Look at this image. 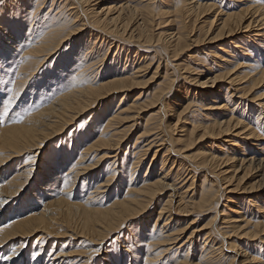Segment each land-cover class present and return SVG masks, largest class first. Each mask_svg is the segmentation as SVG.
Instances as JSON below:
<instances>
[{
  "label": "bare ground",
  "instance_id": "6f19581e",
  "mask_svg": "<svg viewBox=\"0 0 264 264\" xmlns=\"http://www.w3.org/2000/svg\"><path fill=\"white\" fill-rule=\"evenodd\" d=\"M96 1L97 0H76V2H74V0H51V2L48 4L49 8L51 9L52 7H54L53 10L56 9V12L51 14L48 12L50 10L47 9L48 11L47 12L44 11L46 13L43 12L41 19H39L37 23L33 22V19L34 17H36V11L38 12L41 9L40 8L41 5L36 4L37 2H35V0H9V2H6L8 3V6L3 10L0 9V92L2 89L3 91L7 89L6 81L7 78L9 79L10 77V76L8 77V73L12 72L11 70L12 67H15V69L13 68L14 70L13 73L16 74L13 75L17 76V80H15V82H19V83L22 82L20 84L21 87L22 84L24 85L26 84V81L29 79V77H31V75L33 76L35 70L38 71L37 68L40 65V62H43L45 56H47L53 50H55V48L60 43L66 41L65 39L67 38L68 35L79 34L81 29H84L85 23L86 24L88 23L90 25H95L94 26L95 32L93 31V29L92 30L89 29V31L86 34H84L85 36H83L82 38L76 39L74 37L71 41L69 40L70 42H68L69 46L67 47V49H70L69 50V53L71 52L70 55L62 54L63 57L57 58V61L55 60L57 67H59L60 70L56 69L57 71H53L52 73L50 70L49 76L47 78L49 79L48 83L50 84L53 83L54 87H58L59 89L62 86H64L62 85L63 83L64 84L66 83V85L64 86L65 88H61L60 91L56 92L52 102L49 103L48 105L44 104L43 107L38 109L35 113L31 114V116L29 115L25 117V120H23V122L22 120L19 121L22 122L21 124L12 123V124H8L5 127L0 121V165L3 162L7 161L9 158H11L12 152L15 153L17 152L18 155L26 150L28 151L27 148H30L28 146L38 144L37 136L40 137V134L44 133L48 135H58L67 125H69L72 122V120L75 117H77L79 114L85 113L86 111H88L89 108L92 107V105L96 104L97 101L105 97L113 98V101L109 102V105L103 108L100 107V110L94 112L93 114L92 113L88 114L86 118H84L85 119L84 121L89 120L88 125L84 127L80 132L75 131L74 134H69L67 141L68 144L65 149L63 148L62 151H59L58 147L55 148V152L52 154L55 157V165H54L53 173L55 176H57L59 173H63V171L60 172V168H62V166L68 161H70L69 164H71V162H74L70 168L73 171L70 172L72 173L71 175L72 178L69 177V180L72 179L71 183L74 184V179L78 180L80 178L79 175L83 173V171L78 169V165H79L78 161L86 158L87 155L90 156L91 153H95L97 151V148L99 149V151L101 150V153L99 155L97 153L93 155L92 158L97 157V159L91 165L97 164L100 160L106 157L113 158L114 160L110 161V163L115 164L117 160V158L115 159L117 154L116 150L122 147L123 145L122 143L126 137L125 133L129 132V130L127 131L125 130L128 128L130 129V127H133L134 124L136 123V120L131 124L124 125L123 127H122L123 125L122 123L128 122L129 120L127 119L129 117H131L130 119H133L134 116H136L134 114L136 113L135 111L140 110L144 106V99L143 101H140L141 96L139 97L136 94L135 97L133 96L134 98L132 97L129 100V103L125 101V99L127 98L125 91L131 90L137 84L139 86L140 83L139 82L137 83L136 75L137 72L140 71L139 69L145 65V61H144L142 65L140 64H139L140 66L136 65L137 68H135V62H134L135 58L133 60L131 59L132 61L130 60V58H132V56L138 57L140 55L139 58L143 56V58L145 57L146 59L145 53H140L141 50L139 51V49H141V47L143 48L144 44L149 45L156 42L159 45V47H161V49L163 50V53H165V56L162 57L163 62L164 60L166 62H170V60L168 61L167 59L169 58L167 53L169 52L170 54H174V52L176 51V49L180 44V40L183 37L182 36L183 34L182 33L180 34L178 30L171 31L170 33L168 32L165 33L163 31L160 32V35L156 39L152 40V38L147 36L148 34H146L145 32L146 30L143 29L142 23L144 20L140 21L136 26H134L131 21L135 18L127 17V16L125 17L124 15H122L123 13L122 11L124 9L126 10L128 8L129 10H131V5H127V4L119 5V8H117L119 11L116 9V13L115 14L112 13L113 16H109L107 13L112 8H114V6L108 5L98 10L99 5L97 6L98 8L94 7L98 3V1L97 2ZM21 2L23 3L20 4ZM53 3H56V6H54ZM76 3L78 4V6L76 5ZM166 5H168L174 13L180 16L183 15L184 13H191L194 11L195 13H203L207 11L215 12V14L217 13L221 15L219 16L220 18L218 19L219 20L218 24H216L217 27L215 30L216 32H214V36L211 37L215 40L221 39L224 36L227 37L233 33L240 34V36L237 37V40H231V39L227 40V44L225 48H223L224 50H222L225 53V56L223 55L222 57L220 56L221 58L219 61L216 60L215 61L211 60L209 62L206 61V64L204 65L201 64L199 67L201 68V70L199 69V71L203 72L204 69L202 68L205 67V71L209 72V74H212L211 76H209V78L213 84L217 80L218 81L225 80V83H220V85L217 86V88H219L218 90L217 88L216 90L212 88L213 90L209 91L207 97L201 94V96L198 97L197 99L194 96L193 97L190 96L191 98H188V96L186 95L187 91H185L186 88L184 84H182L180 88H177V90H174L173 92V95H175L174 102L179 103L180 101H182L181 96L184 93L183 97H185L184 98L185 100L183 102H185V104L182 105L181 110L176 113L177 115L176 122L174 124L172 123L170 124L169 122L167 123L166 120L165 125L167 127L166 132H168L169 130H175L174 127H176L177 121H180L182 124L178 126L180 128L179 129L180 135L175 140L174 138L172 139L170 136H168L167 133H166L167 136L160 133L157 134V132L156 133L153 132L154 133L153 134L150 131H153L157 128H160L162 131V127H159L160 124L159 123L158 125L155 124L157 125L156 127L153 124L154 122L153 123L151 122L153 124V126L151 125L152 128H147V126L141 128L142 130L135 136V138L133 139L134 141L132 143L129 142L131 144L128 151L130 157H128V159L125 157H124L125 159L123 158L124 162H122V165L120 167L121 170L113 167V169L111 168L112 170L106 171L107 177L105 179L97 181L95 185L91 187V189H93V192H91L92 191L91 190L86 195L88 196L86 199H88V202L90 203L93 201L90 199H93L97 196L95 198V200H97L101 192H107L110 195L108 189L112 188V191L115 190L114 194L112 195V196L115 195L114 198L112 199L113 201L108 207H102L101 204L102 201L101 202L98 201L99 204L96 207L93 206L92 204L91 205L86 204L87 207L86 205L84 206L82 204V209L83 211L87 212V217L86 219H84L85 222L83 221L85 223V224L83 223V225L86 226L85 227L83 226L81 235L85 234L84 238L90 241L91 243L92 242L98 243L103 241V238L105 237L104 236L105 232H107L106 235L108 236L113 232L119 231L118 229H120L122 225L125 224V222L130 217H134L135 215L138 216L137 213L142 208L143 209L147 208L146 206H148L149 203L152 202L155 195L157 194L159 195L160 193L164 192L170 187L172 190L175 189L174 186L176 184L175 185L173 184V182H175L174 179H171L173 181L172 183L171 182L167 183L168 182L167 180H166L167 182L164 181L165 179H167L166 177L168 175L172 174V178L173 177L178 178V176L181 175V173L187 170H188L187 173L188 175L190 174V171H192L193 169L195 170L199 169L204 171L203 172L204 175L202 174L204 176V179L202 180L203 184L200 187L201 190L199 192L200 193L199 200L197 201L206 204L208 203L212 204L215 202L218 203L220 199L223 197L224 192L218 195V193L221 192L220 190L219 192H217L216 189L213 190L212 188V191L210 190L207 191L202 188L203 185L204 187H206V189L211 188L212 186L211 184L212 182L209 183L205 181L206 179L205 173L207 172V171L205 172V170L208 167L210 168L215 167L218 173L214 170L213 171L211 170V173L217 178H222V180H224L228 186V183L229 185L230 183H232L230 181L233 175L228 176L226 175L227 173L225 174L224 171H226L227 168L219 172V169L217 167L218 166L221 167L223 163L224 165L225 163H227L231 165L230 166L232 168L231 170L235 171L240 166L246 165L242 167L241 169L242 175L240 176L242 177L243 175H245L247 172V168H250L249 166H251L253 167L252 169H254V172H259L256 174L258 178L257 179L255 178L256 180H254L253 185L252 184L251 186H249L250 184L247 185L249 187H246L245 185L241 187V189H243V191H248L249 193L251 191H257L256 194H254L252 197L241 198V202L244 200L246 202L245 204H247V207L245 205L243 207H239L240 209L231 208V207H236L238 205V201L234 200L233 199L234 197H230V196L225 197L229 205L226 203L223 204V209L221 210L219 214L220 217L218 218L219 221H214L212 227H210L211 230H209L208 232H204L202 234L203 235L202 242L198 240L199 241L198 246L200 249L199 251L201 252L199 258L196 261H193V257L190 258L189 256L190 248L192 247L191 245H193L194 243L192 240H190L191 237L190 238L188 237L187 238L188 240L185 239L182 244L180 243L181 245L174 249V254H172L173 253L172 251L169 252L170 251L169 247H168L169 249L163 247L166 250L162 248V250L152 253V255L148 259L146 258L147 260L145 261V263L148 264V262L149 261L151 262L153 258L154 260H156L158 259L157 258L158 255L164 253V251L167 252L169 250L168 251L169 254L166 253L168 254V257L166 256V259L174 255L178 256L177 254L179 253V257H176L173 261L171 260L172 263L169 262V264H215L213 259H217V263L219 264H244L246 263L248 257L245 256L246 250L243 249L245 246V242L240 244L239 243L240 239L242 240L243 237H247V238L251 236L255 237L254 232H259L264 230V171L263 173L261 171L264 169V92L261 94H257L258 91H255V89H257L259 86H262L264 84V0H167ZM27 6L29 9L26 8ZM65 12H68V14L72 15V17L69 19L70 21L75 19L74 22L77 20L78 23H74L69 27V25H67L68 22L66 16L67 14L65 15ZM29 18L32 19V21L30 20L31 21L30 24L28 22ZM138 20H141V18ZM27 22L28 25H26ZM212 22L213 20L211 19L210 23ZM24 33L27 39L25 43L23 42L25 47L22 48V51H24L22 52L23 57L21 58L20 61L18 60L19 61L18 63L16 62L15 66H13L15 62H11L10 57L16 54V52H14V49L20 50L19 47H22L21 41ZM156 43L155 46H157ZM102 44H104V46L106 45L107 53L110 47L116 46L115 50L113 51L114 55H116L114 59L110 57H109L110 59L108 58L106 59L107 53L105 54V52L102 53V51H100V46ZM160 44H162V46ZM120 49H122L121 52ZM123 51H124V60H125L124 61L125 63L123 64L124 66L121 65L122 63L120 61V59L122 58L121 55ZM131 52H133V55L130 54ZM159 52H161V50ZM238 52H239V57L236 58L234 56V53L238 54ZM42 53L45 55L44 57H41L43 55ZM38 54L40 55L42 54L40 56L41 58L37 56ZM226 55L229 57L231 56L233 59L226 57ZM190 57L194 58L196 56L194 54L193 56ZM102 60L106 61L105 62L106 66L102 70L96 71L95 69H98L101 65H103V62H101ZM127 62L130 64V67L128 68L125 67L129 65L127 64ZM114 64L116 65L114 66ZM170 65H171L170 67H172V70L177 72L178 75H180V68H179L180 65L178 66L177 64L174 63H170ZM6 66H9V68L6 69L5 68ZM184 67L181 68L184 69L183 71H186ZM65 72H67V74H64ZM101 72L103 78L104 77L106 78L109 77V78L105 80L103 79L96 81L97 75L100 74ZM168 73L171 74L170 72ZM174 78L176 80L177 75H174ZM12 79L13 78H11V80ZM195 79L196 77L193 78L190 77L191 81L189 82H193ZM12 83H9L8 85ZM204 83L205 82L201 84ZM226 84L227 85L229 84V86L226 87ZM11 87H13V85ZM152 94L150 95L152 96ZM162 95L160 96V98H157L154 101H152L154 97L153 98L151 97L152 104L148 103L151 104L152 106L154 105V107H157L158 105L157 111L159 112L163 109L166 108L169 109L170 107H172V105H170L171 103L168 102L169 104L167 103L165 104L164 102V99L167 98L166 94L163 96ZM196 102H199L198 104L200 106L197 105L196 107ZM146 104L147 103H145V106L148 105ZM191 106H195L197 108L195 109V111L199 110L197 113L198 117L197 115L195 117L190 116V114L186 115V113L189 112L188 111L189 107ZM157 111L155 112V114L157 113ZM161 112L163 113L164 110ZM138 113H141V110ZM138 113H137V118H138ZM47 127L49 132H44L46 131ZM196 133L197 136L201 138L202 136L204 137L207 134L223 136L229 133L228 137H230V142H226V143L224 142L226 145H222V146L219 145L220 147H222L224 151L223 153L222 152L220 153L219 151L220 153L219 155L208 154L207 156H205L202 154L201 156V154L200 155L196 154L195 155L196 157L195 156L191 157L186 153H184L183 157L185 161L184 160L182 161L181 158L180 160H177L176 159L177 155L175 154H179V153L177 152L174 153L176 149L173 150L174 146L173 149L170 146L172 145V141L173 140L177 142L184 141L183 143L185 144V146L184 145L183 146L186 147L190 142L192 143L195 140ZM240 135H242L243 137V138L241 137L240 139L244 142L242 144H239L237 142L239 141L238 138H234L235 136L240 137ZM148 137L150 138L148 139ZM219 144H223V141L219 142ZM80 145L83 146L80 147L82 150L79 149V152H77V149L79 148L78 146ZM227 145H233V147L236 148L235 152L231 153L230 155L227 154L228 151L226 149ZM152 150H153L152 152L153 156L151 159H153L156 156V154L158 156L161 154L159 158V163H160L159 170L161 171L160 174L163 175L160 177L159 175H157L158 173L155 174V172H151V173L147 172L144 175H141L140 173L138 179H136L135 171L137 167L136 165L134 166V164H137V166L140 165L139 163L142 162V160H144V158L147 156L149 151ZM160 150L161 151L163 150V152L160 153ZM245 150H247V152ZM169 152L171 153L170 157L168 156ZM236 153L239 154L237 155ZM70 156L76 158L73 159L70 158ZM198 156L201 157L198 158ZM31 159H34L32 158V154L29 155V157L26 158L24 162L26 161L34 162V160ZM127 161H128V165L125 166L127 164ZM153 162L154 161L150 162L151 166H148L147 168L152 167ZM169 163H171V165ZM22 164L17 166L18 170H16L12 178L8 179L5 185L0 184L1 185L0 192L3 191L2 190L3 188L9 187L10 184L17 183L18 181H20L21 180L20 177L22 176H25L24 177L25 180L29 178L31 174L30 170L32 169V167L27 166L25 163L23 165ZM175 167H177L176 170H173L172 168ZM181 169L183 170V172L181 171L180 173ZM146 171L147 169H145V172ZM260 172L262 173V175ZM87 173L90 174V172ZM220 173L221 175L218 177ZM89 174H87L80 180L82 182L81 183L82 186L84 185L83 184L84 181L92 182V179L93 180L95 179L94 177L96 176L94 173L91 172L90 176ZM115 176H117V178L120 180H117L115 182L114 180ZM162 177L163 179L164 178L165 179L161 180ZM241 177H238V179H240V183L243 181L244 179L243 177L245 176H243L242 178ZM18 178H20V180ZM112 181L114 182L112 183ZM193 181L194 180H191L189 185L187 186L190 188H187L185 191L180 192L179 195L176 196L178 197V199H176L177 200L176 206L177 205L181 206L184 209V211H188L185 209L187 204L191 205V203H193L192 198H191L192 202L189 203L187 202L185 204V202L183 201L186 192L189 191V189H192L191 187L193 185L192 184ZM237 182L239 183V181ZM109 185L110 187H108ZM68 187L70 188V186ZM107 187L108 189H106ZM254 187L256 188V190H253ZM120 189H124V192L122 196L119 198L116 195L117 192L120 191ZM233 190H234L233 188H229L227 190V193L232 192ZM92 193H94V195H92ZM173 198H175L174 195L169 194L167 196V199L160 206V210L157 212V216H158L157 219L163 218L164 227L162 226L163 227L162 228L161 226H157L158 228L154 230V226L157 223L156 222L157 220H154V223L151 225V228L149 230L150 233L148 234V235L150 234L152 235L150 239H149L150 236L148 237L149 241L152 242L156 240L158 242H163L164 244L165 242H167V244H171L172 241L174 243L175 239L170 237L176 234L180 235L182 233L183 228H180V224L177 222H174L175 224L173 225L172 228H168V229L166 228L165 230V227L168 223L167 217H169V215H167L166 218H164V215L165 213H168L170 206L171 205L173 206L172 202L175 201L173 200ZM5 202L6 199L1 197L0 204L2 209H3V204ZM38 204L40 205L39 207ZM41 204L42 203H39L34 200L29 205L26 204L25 205L26 208H23L22 210L16 212L15 216H11L9 219H6V222L4 224H0V242L8 238L14 237L16 235H33L38 231H41L43 232V234H45V237H43V239H47L49 236H52L53 238H59L61 237L59 235L64 236L65 234H67L66 231L58 233L53 228V226L56 225L57 223V219H58L57 214L60 212H56V211L53 212L46 204H44L45 207L44 210L42 209L43 211H41L40 210ZM197 205H202V204H198L197 202ZM75 206L78 209H81L80 206L78 205ZM251 206H253V208ZM246 208L251 210L254 214L250 215V217H247L245 213L248 211V209ZM23 210L26 211L22 212ZM229 212L233 214H230ZM217 214L218 212H215L212 216L213 217L212 220L210 219L211 217L209 218L210 221H213V219L217 217ZM165 221L167 223H165ZM209 223L210 222H208V224ZM97 225H99L102 229L97 227ZM144 227L145 226L143 225V233L139 238H144V236L147 234L145 232L146 227L145 229ZM188 227L187 229H189ZM250 227L253 228L251 229L252 231L249 230ZM53 230L57 234L54 233ZM138 234L139 233H135V236L138 237ZM72 236H74L73 233L71 234V237ZM77 236L78 234H75V237ZM234 236L237 239L233 238ZM254 237L251 238L254 239ZM53 243H55V241ZM83 243H85L84 240ZM259 243L261 244L258 245L259 248H261V246H264V240L262 239L259 240ZM255 244H258V242ZM67 245L68 242L65 241L60 242V247L58 248V251L55 253L54 256L57 257L66 256V258H68L67 256L72 255L64 250ZM100 247H101L100 245H97L96 247L94 248L92 247L88 251L89 252L99 251L101 250ZM137 248L134 250L135 252L134 255L136 256L139 253ZM184 248H188V250L185 251ZM254 258H256V256ZM254 258L252 257V259L250 260L253 261ZM258 258L259 257H257L254 260L257 261ZM71 260L73 259L70 258L69 261L71 262ZM87 260L86 259L84 260L86 264L89 261ZM253 262L249 261L246 264H250ZM112 264H116V262H113ZM163 264H166L165 261L163 262ZM262 264H264V258Z\"/></svg>",
  "mask_w": 264,
  "mask_h": 264
},
{
  "label": "rangeland",
  "instance_id": "374dc122",
  "mask_svg": "<svg viewBox=\"0 0 264 264\" xmlns=\"http://www.w3.org/2000/svg\"><path fill=\"white\" fill-rule=\"evenodd\" d=\"M97 1H98V3L94 7L96 8L99 5V8L97 7L98 10L103 8V7H106L108 5L114 6V8H112L107 13L109 16H113V14L116 13V9L119 8V5H122V4L123 5L124 4L125 5L126 4L131 5V10H129L128 8L126 10L124 9L122 11L123 12L122 15H124L125 17L127 16V17L135 18L131 21L134 26H136L140 21L144 20L142 23L143 29L146 30L145 32H146V34H148L147 36L152 38V40L156 39L160 35V32H163V31L165 33H167V32L170 33L171 31H177L178 30L180 32V34L181 33L183 34L182 35L183 37L181 38L180 44H179L178 48L176 49V51L174 52V54H170L169 52L167 53L168 57H169L167 59H168V61L170 60V62H166L165 60L163 62L162 57L165 56V53H163V50L161 49V47H159V45L156 42L149 44V45L144 44V47L143 48L141 47V49H139V51L141 50L140 53H145L146 59H145V57L143 58V56H141L139 58L140 55L138 57L132 56V58H130V60L131 59L133 60L135 58V60H134L135 68H137L136 65H139V64L142 65V63L144 61H145V65L143 64L144 66L139 69L140 71L137 72V75H136L137 83L138 82L140 83L139 86L137 84L131 90L125 91L126 96H127L125 101L127 103H129V100L133 96L135 97V94H136L139 97L141 96L140 101H143V99H144V106L140 109L141 113H138V112H140V110L135 111L136 113H134V114L136 116H134L133 119H130L131 117H129L127 119V120H129L128 122L122 123L123 124L122 127H123L124 125L131 124V123L135 122V120H136V123L134 124L133 127H130V129L128 128L125 130V131L129 130V132L125 133L126 134L125 135L126 137L124 139L125 142L123 141L122 147L119 148L118 150H116L117 154H116L115 159L117 158V160H116L115 164L110 163V161L114 160L113 158H107L106 157V158H103L102 160H100L97 164L91 165L97 159V157L92 158L93 155L96 153L99 155L101 153V150L99 151V149L97 148V151L95 153H91L90 156L87 155L86 158L78 161L79 162L78 169L83 171V173H81L79 175L80 178L78 180L74 179V184L71 183L72 179L69 180V177H71V175H72V173H70L72 171L70 168L74 162H71V164H69L70 161L65 163L62 166V168H60V172L63 171V173H59L57 176H55L53 173L54 172V165H55V157L52 154L55 152V148L58 147L59 151H62L63 148L65 149L67 144H68L67 141H68L69 134H74L75 131L80 132L84 127H86L88 125L89 120L87 119L88 121H84L85 120L84 118H86V116L88 114H91V113L93 114L94 112L100 110V107L103 108V107L109 105V102L113 101V98H108V97L106 98L105 97V98H101L99 101H97L96 104L92 105V107L89 108L88 111H86L85 113L79 114L77 117H75L72 120V122L69 125H67L61 131V133H59L58 135H48V134H44V133L40 134V137L37 136L38 137V140H37L38 144L28 146V147H30V148H27L28 151L27 150L24 151L25 150L24 149L23 150L24 152L21 151L22 153L18 154V155H17V152L16 153L12 152L11 158H9L7 161L3 162L0 165V184L1 185L2 184L5 185L8 181V179L12 178V176L15 174L16 170H18L17 169L18 165L25 163L27 166L32 167V169L30 170L31 174H30L29 178H27V180H25V178H24L25 176H22V177H20L21 180H20V178H18L22 182L21 183L20 181H18L20 185L18 184V182L12 183V184H10L9 187L3 188L2 189L3 191L0 192V194H1L0 198L2 197V198L6 199V202L3 204V209L1 208V204H0V224H4L6 222V219H9L11 216H15L16 212H18L19 210H22L23 208H26L25 207L26 204L29 205L31 202H33L35 200L39 203H42L41 207H40L41 211L44 210V208H45L44 204H46L53 212H55V211L60 212L57 214L58 215L57 223H56V225L53 226V228L58 233L65 232V231L67 233L64 236L59 235V236H61L59 238H53L52 236H49L47 239H43V237H45V234H43V232H41V231H38V232L34 233L33 235H16L14 237L8 238V239L4 240L5 242L4 241L0 242V264H79V263L86 264L84 261L85 259L89 260V261L87 260L88 261L87 264H112L113 262H116V264H146L145 261L152 255V253H155L157 251L162 250L163 247L164 248L169 247L170 249L169 248L168 249L170 251L169 250L168 251L169 252L172 251L173 252L172 254H174V249L179 247L183 243V241L185 239H187L188 237L189 238L191 237L190 240H192L194 242L193 245H191L192 247L190 248L189 256H190V258L193 257V261H196L199 258V255L201 252V251H199L200 249H199L198 243H199V241L202 242V236H203L202 234L204 232H208L209 230H211L210 227H212V224L214 223V221H219L218 218L220 217L219 214H220L221 210L223 209V204L224 203L228 204L227 199H225V197H227V196L234 197L233 199L238 201V205L236 207H231V208L232 209H240L239 207H243L245 205L247 207V204H245L246 202L244 200L241 202V198L252 197L257 192V191H251L249 193L248 191H243V189H241V187H243L245 185H246V187L251 186V184L253 185L254 180H256L258 178L256 174L259 172H254V169H252L253 167L249 166L250 168H247L246 174L243 175L247 178L242 176L244 178L243 181L245 184L243 183V181L241 182L242 183L241 184L240 179H238V177H241L240 176V175H242L241 169L243 166H246V165L240 166L238 169H236L234 171V170H231L232 169L230 167L231 165H229L227 163H225V165H224V163H223L221 165V167L218 166L217 168L219 169V172L222 171L223 169L227 168L226 171H224V172H225V174L227 173L226 175H228V176L233 175V177L230 181L232 183H230V185L228 183V186H227V183H225V181L222 180V178H217L216 176H214L211 173V170L212 171L214 170L217 172L216 168L215 167H211V168L208 167L205 170V172L207 171L205 173V177H206L205 181L209 182V183L212 182L211 183L212 186H211V188L206 189V187H204V185H203L202 188L204 190H207V191H209V190L212 191V188H213V190L216 189L217 192H219V190L221 191L218 193V195L222 194L223 192H224V194L218 203L217 202L212 203V204L202 203V202H199L197 200H199V194H200L199 192L201 190L200 187L203 184L202 180L204 179V176H203L204 171L199 170V169L198 170L193 169L192 171H190V174L188 175L187 174L188 170L183 172V170H182L183 168H182L180 170V173H181V171L183 173H181V175H179L178 178L177 177L172 178V174L168 175L166 177L167 179L164 178L165 180L163 179V177L161 178V180L162 179L164 181L167 180L168 181V182L166 181L167 183H169V182L172 183L173 181L171 179H174L175 182H173V184L174 185L176 184L174 186L176 190L175 189L172 190L170 187L167 190H165L164 192L160 193L159 195L158 194L155 195V197L153 199L154 201L152 200V202L149 203L148 206H146L147 208H144V209L142 208L143 210L141 209L139 211L140 213L139 212L137 213L138 216L135 215L134 217H130L125 222V224H123L122 227L120 229H118L119 231L113 232V233L109 234L108 236L106 235L107 232H105V235H104L105 237L103 238V241L98 242V243H96V242L91 243L90 241H88L84 238L85 234L81 235L82 234L81 231L83 230V226L84 227L86 226V225H83V223L85 222L84 219H86V217H87V212L83 211L82 204L84 206L86 204L87 205L92 204L93 206L96 207L99 204L98 201H100V202L102 201L101 202L102 207H108L111 204V202L113 201L112 199L115 196V195L112 196L114 194L115 190L112 191V188L108 189V187H110V185H109L106 189L109 190L108 192H110V195L107 192H101L99 195L100 199L98 198L97 200H95V198L97 197L96 196L95 198L90 199V200H93L92 201L93 203L92 202L89 203L88 199H86L88 196H86V195L91 190H92L91 192H93V189H91V187H93L97 181L105 179L107 177L106 171L112 170L113 167L121 170L120 167L122 165V162H124L123 158L125 157L128 159V157H130V154H128L129 148L131 146L130 143H132L134 141L133 139L142 130L141 128H144L146 126H147V128H152L153 124H154V126L157 127V125L159 123L160 124L159 127H162L163 132L161 131L160 128H157V129L150 131V132H152V133L157 132V134L160 133L163 135H166V133H167L168 136H170L172 139L174 138L176 140L178 138V136L180 135V133H179L180 128L178 126H180L181 122L177 121L176 127H174L175 130H169L168 132H166L167 127L165 125L166 120H167V123L169 122L170 124L171 123L174 124L176 122V116H177L176 113L179 112L181 110V106L185 104V102H183L185 100L184 99L185 97H183L184 93L181 96L182 101H180L179 103L174 102V97H175V95H173L174 90H177V88H180V86L182 84H184L185 88H186L185 91H187L186 95L188 96V98H191L194 96L197 99L198 97L201 96V94H203L207 97L209 91L213 90L212 88H214L216 90L217 86H219L220 83H225V80H222V81L217 80L213 84L209 78V76H211L212 74H209V72H206L205 67L202 68V69H204L203 72L199 71V69L201 70V68H199V67L201 64H203V65L206 64V61H208V62L211 60L219 61L220 58L222 57V55L225 56V53L222 50H224L223 48H225V46L227 44V40H230V39L231 40H237V37L240 36L239 33L238 34L233 33L227 37L224 36L221 39L215 40L211 37L214 36V32H216L215 31L217 28L216 24H218V21H219L218 19L220 18L219 16H221V15H219L217 13H216L217 14L216 15L215 12H208L207 11V12H203V13H195V11H194L191 13H184L183 15L180 16V15L174 13L171 10V8L168 5H166L167 0L166 1L165 0H97ZM6 2H9V0H0V9L3 10L4 8H6L8 6V3H6ZM35 2H37L36 4L41 5L40 6L41 9L38 12L35 10L36 11V17H34L33 22L37 23L39 21V19H41V16L43 15L44 11L47 12L48 10H50L48 12L51 14L56 12V9H54L55 11L53 10L54 7H52L51 9L49 8L48 4L51 2V0H43V1H41V0L36 1L35 0ZM74 2H76V0H74ZM164 2H166V3H164ZM22 3L23 2H21L20 4H22ZM42 3H43V5H42ZM53 5L56 6V3H53ZM76 5L78 6L77 3H76ZM26 8H28V6ZM78 9H80V8H78ZM113 10H114V12H113ZM46 12H44V13H46ZM65 15L67 16V21H68L67 25H69V27H70V25H73L74 23H78L77 20L74 22L75 19L72 21L69 20L72 17V15L68 14V12H65ZM213 17L214 18L218 17V18L217 19L215 18V20H214ZM92 18H93V16H92ZM140 18H141V20H138ZM146 19H148V20H146ZM211 19L213 20L212 23H210ZM30 20L32 21V19L29 18V21H28L29 24L31 23ZM28 22L26 25H28ZM144 24H145V26H144ZM209 25H210V28H209ZM84 26H85L84 29H81L79 34L68 35L69 37L67 36V38L65 39L66 41H63L62 43H60L55 48V50H53L51 52L52 54L50 53L47 56H45L43 53H42L43 55L41 54L42 56L40 54H38L37 55L38 57H40V56L44 57L45 56V59L43 60V62H40V65L37 68L38 71L35 70V73H34L35 75L34 74H33V76L31 75V77H29V79L26 81L25 85L22 84V86L20 87V84L22 82L21 83L15 82V80H17V76H14V75H16L13 73V71H14L13 68L15 69V67H12V69H11L12 72L8 73V77L9 76L10 77H9V79L7 78V81H6L7 82L6 83L7 89H5V91H3V89H2L0 92V116H1L0 121L3 124V126L6 127L8 124H12V123L13 124H21L23 122V120H25V117H27L29 115L31 116V114L35 113L38 109L43 107L44 104L48 105L49 103H51L56 92L60 91L61 88H65L64 86L66 85V83L65 84L63 83L62 85H64V86H62L59 89L58 87H54L53 83H51V84L48 83L49 79H47V78L49 76L50 70H51V73L53 71L60 70V68L57 67V64H56L57 58L63 57L62 54L63 55L64 54H68V55L71 54V52L69 53L70 49H67V47L69 46L68 42H70L74 37L76 39L82 38L83 36H85L84 34H86L89 31V29H91V30L93 29V31L95 32V30H94L95 25H90L88 23L87 24L85 23ZM68 29H70V28H68ZM24 31H25V29H24ZM81 34H83V35H81ZM190 34H192V35H190ZM26 39H27V37L24 33V35L22 36V41H21L22 47L18 46L20 48V50L14 49V52H16V54L14 56L10 57L11 60L9 59L11 62H15L13 64V66H15L16 62L18 63L21 60V58L23 57L22 52H24V51H22V48H25L24 43H25ZM155 43L157 46H155ZM82 45H83V42H82ZM147 45H148V47H147ZM160 45L162 46V44H160ZM14 46H17V45H14ZM115 47L116 46L110 47L109 51H108L109 54H108L106 45L104 46V44H102L100 46V51H102V53L105 52V54L107 53L106 59L107 58L108 59H110V58L114 59V57L116 56L113 53V51L115 50ZM65 49H67V50H65ZM160 50H161V52H159ZM121 51H122V49H120V52ZM130 54L133 55V52H131ZM194 54L196 57L191 58L190 56H193ZM174 56H176V57H174ZM234 56L236 58L239 57V52H238V54L234 53ZM121 57H122L121 58L122 60L120 59V61L122 63L121 65L124 66L123 65L125 63L124 62L125 61L124 60V51L122 52ZM226 57L233 59L231 56L229 57L226 55ZM104 60L101 61V62H103V65H101L98 69H95L96 71H100L106 66V63H105L106 61H104ZM131 61H130V64H131ZM11 62H9V63H11ZM53 62H54V64H53ZM170 63L177 64L178 66L180 65L179 66L180 75H178L177 72L172 70V67H170L171 66ZM127 64H129V63L127 62ZM130 64L125 66V67H127V68L130 67ZM168 64H169V66H168ZM115 65L116 64H114V66ZM157 66H158V68H157ZM181 67H184L186 69V71H183L184 69H182ZM5 68L8 69L9 66H6ZM3 71H6V70H3ZM168 72H170L171 74H169ZM64 74H67V72H65ZM174 75H177L176 80H178V81L175 80ZM107 76H110V75H107ZM187 77H189V78H187ZM190 77L191 78L196 77V79H198V80L195 79L196 81L194 80L193 82H189V81H191ZM11 78H13L14 80L13 79L11 80ZM107 78H109V77H107ZM107 78L106 77L103 78L102 72H101L100 74L97 75L96 81L103 80V79L105 80ZM178 78H180V79H178ZM208 78H209V80H208ZM209 81L212 83V85ZM203 82H205V83L201 84ZM9 83H12L10 85L11 86L13 85V87L8 85ZM172 83H174V84H172ZM207 83H209V84H207ZM8 86H9V88H8ZM228 86H229V84L228 85L226 84V87H228ZM234 87H232V88H234ZM218 89L219 88H217V90ZM8 90H9V92H8ZM255 91H258L257 94L263 93L264 92V84L262 86H259L257 89H255ZM194 92H196V93H194ZM150 94H152V96ZM160 94L161 95L166 94L167 98L164 99L165 104L171 103L170 105H172V107H170L171 109L170 108L169 109H167V108L163 109L164 110L163 113L161 112L163 110H161L160 112L157 111L158 105H157V107H154V105L153 106L151 105L152 104L151 99L154 97L152 99V101H154L155 99L160 98V96H161ZM137 100H139V99H137ZM145 103H147V104L151 103V104H148V105L146 104L147 106H145ZM198 103L199 102H196V107H197V105H199ZM196 107L195 106L189 107L188 111L190 113L187 112L186 115L190 114V116L195 117L199 111V110L195 111V109H197ZM198 109H199V107H198ZM156 111H157V113L155 114ZM200 111H202V110H200ZM137 113H138V118H137ZM164 113H166V114H164ZM146 117H147V119H146ZM163 117H165V118H163ZM197 117H198V115H197ZM21 120H22V122H19ZM155 120L157 121V123ZM151 122L152 123L154 122V123L152 124ZM155 124H157V125H155ZM143 125H145V126H143ZM44 132H49L48 127H47L46 131H44ZM195 135H196L195 140L192 143L190 142L188 144V146H186V147H184L185 146V144L183 143L184 141H180V142H177L174 140L172 141V145H170V146L172 147V149L174 146L173 150L176 149L175 152L173 150L172 151L174 153H176V152L179 153V154H175V155H177L176 156L177 160H180V158H181V160L183 161L184 160V157H183L184 153H186L187 155H189L191 157L195 156L196 154L197 155L201 154V156H202V154L205 156H207L208 154L219 155L221 152L222 153L224 152L222 147H220V146L226 145L225 144L226 142H230V137H228L229 133L225 134L223 136L222 135L217 136L214 134H207L204 137L202 136V138L198 137L197 133ZM214 137H215V139H214ZM241 137H242V135H240V137L239 136L234 137V138L239 139V141H237L239 144L244 143L242 140H240ZM149 138L150 137H148V139ZM163 138H165V137H163ZM222 141H223V144H219V142H222ZM210 144H211V146H210ZM82 145H84V144H82ZM82 145L78 146L79 148L77 149V152H79V149L82 150L80 148ZM226 147H227L226 149L228 150L227 154H229V155L231 153L235 152V150H236V148L233 147V145H227ZM178 148H179V150H178ZM205 148H206V150H205ZM244 148H246V147H244ZM219 151H220V153H219ZM245 151L247 152V150H245ZM152 152H153V150L149 151V153L144 158V160H142L143 163L140 162L139 163L140 165H138V166H137V164H134V166L136 165V167H137L136 171H135L136 179H138V176L140 175V173H141V175H144L147 172H149V173L155 172V174L158 173L157 175H159L160 177L163 175V174H160L161 171L159 170V167H160L159 158H160L161 154L159 156L156 154V156L153 159H151L153 156ZM161 152H163V150L162 151L160 150V153ZM26 153H28L29 155L32 154V158H34V159H31V160H34V162H32V161L24 162V160L29 157V155ZM236 154L238 155L239 153H236ZM73 156H70V158L75 159L77 157V154H76L75 158ZM168 156L169 157L171 156L170 152H169ZM200 157L198 156V158H200ZM152 161H154L155 163L153 162L152 167L147 168L148 166H151L150 162H152ZM213 161H215V160H213ZM169 164L171 165V163H169ZM127 165H128V161H127V164L125 166H127ZM24 168H22V169H24ZM176 168L177 167L172 168V169L176 170ZM220 168H221V170H220ZM145 169H147L146 172H145ZM73 170H74V168H73ZM261 171L263 173L264 169ZM87 172H90V174ZM91 172L95 174V176H96V177H94L95 179L94 180L92 179V182L84 181L83 184L85 186L84 185L82 186V184H81L82 182L80 180L84 176H86L87 174H89V176H90ZM262 173H261V175H262ZM82 174H84V175H82ZM120 174H121V171H120ZM220 175H221V173L218 175V177ZM235 179H238V180H235ZM114 180L116 182L117 180H120V179H118L117 176H115ZM191 180H194L192 182L193 185L191 187L193 190L189 189V191L186 192V194L184 195L183 201L185 202V204L187 202L189 203V202L193 201L194 204L193 203H191V205L187 204L185 209L188 211H184V209L181 206H178V205H177L178 207L176 206V204H177L176 199H178V197H176V196L179 195L180 192L185 191L187 188H190L187 186L189 185ZM237 181H239V183ZM65 182H66V184H65ZM113 182L114 181H112V183ZM231 184H232V186H231ZM236 184H238V185H236ZM247 185H249V186H247ZM68 186H70V188ZM85 187H86V189H85ZM225 188H227V189H225ZM229 188H233L234 190L232 192L227 193V190ZM80 190H82V191H80ZM253 190H256V188L254 187ZM123 192H124V189H120V191L117 192L116 196L120 198L122 196ZM169 194L174 195L175 198H173V200H175V201L172 202L173 206L172 205L170 206L171 210L169 209L168 213H165V215H164V218H166L167 215H169V217H167L168 223L165 221V223H167L165 230H166V228L167 229L172 228L173 225L175 224L174 222H177L180 224V228H183L182 233L180 235L176 234V235H173L172 237H170V238L175 239V240L172 239V240H174V243L172 241L171 244H167V242H165V244H164L163 242H158L156 240L151 242V241H149V239L152 237V235L151 234L148 235L150 233L149 230L151 228V225L154 223V220H157L156 221L157 223L154 226V230L156 228H158L157 226H161V227L163 226V223H164L163 218L157 219L158 218L157 212L160 210V206L164 203V201L167 199V196ZM92 195H94V193H92ZM191 198H192V201H191ZM59 201H61V202H59ZM197 202H198V204H202V205H197ZM203 204H206V205H203ZM75 205L80 206L81 209H78ZM87 205H86V207H87ZM212 205H214V206H212ZM39 206L40 205L38 204V207ZM191 207H193V208H191ZM251 207L253 208V206H251ZM246 209H248V208H246ZM25 211L26 210H23L22 212H25ZM215 212H218L217 217H215L213 219V221H210V219L212 220V218H213L212 216ZM230 214H233V213H230ZM252 214H254V213L249 209L245 213V215L247 217H250V215H252ZM59 216H60V218H59ZM189 222H191V223H189ZM208 222H210L209 223L210 225L208 224ZM81 224H82V226H81ZM146 224H147L148 228H147ZM143 225L146 227V229H145V227H144V229H145V232L147 234L145 233L146 235L144 236V238H139L143 233ZM97 227L102 229L99 225H97ZM187 227L189 229H187ZM74 228L76 229V231ZM184 228H186V229H184ZM251 229H253V228L250 227L249 230L252 231ZM55 231H54V233H56ZM190 231L193 233H191ZM263 232H264V230L259 231V232H254L255 237L251 236L252 238L254 237V239H252L251 237H248V238L243 237L242 240L240 239V242H239L240 244L245 242V246L243 249L246 250L245 256L248 257V259L246 260V263H248L249 261L250 262L254 261L253 263H250V264H262V261L264 258V256H263L264 246H261V248H259L258 245L260 244L259 240H261V239L264 240V233ZM72 233L74 236L71 237ZM74 233L78 234V236L75 237ZM135 233H139L138 237L135 236ZM259 233H261V234H259ZM177 235H178V237H177ZM148 237H149V239H148ZM175 237H177V238H175ZM233 238H236V237L234 236ZM83 240L85 241V243H83ZM54 241H55V243H53ZM63 241L68 242V245L65 247L64 250L66 252H69V254H72V255H69L70 258L73 259V260H71V262L69 261L70 260L69 256H67L68 258H66V256H62V257L54 256L55 253L58 251V248L60 247V242H63ZM88 242H90V243H88ZM257 242H258V244H255ZM159 243H161V244H159ZM246 243L248 246L246 245ZM97 245L101 246L100 247L101 250L94 251V252L90 251L92 253H90L88 251L89 249H91L92 247L94 248ZM171 247H174V248H171ZM136 248L138 249V252H139L137 254V256L134 255V253H135L134 250ZM37 250H39V251H37ZM164 250H166V249H164ZM184 250L187 251L188 248H184ZM168 251L167 252L164 251V253H161L160 255H158V257H157L158 259H156V260H154V258H153L152 259L153 263L151 260V262L149 261L150 263L148 262V264H163L164 261L166 264H169V262H171V260L173 261L176 257H179V253H178L177 254L178 256L174 255V256L166 259V256L168 257V254H169ZM13 252L15 253V255ZM87 252H89V253H87ZM230 252H232V251H230ZM166 253H168V254H166ZM9 255H11L12 257ZM255 256H256V258L259 257L257 259V261L254 260V259H256V258H254ZM252 257L254 258L253 261L250 260V259H252ZM67 261H69V262H67ZM213 261L215 264H219V263H217V259H213ZM246 263H244V264H246Z\"/></svg>",
  "mask_w": 264,
  "mask_h": 264
}]
</instances>
